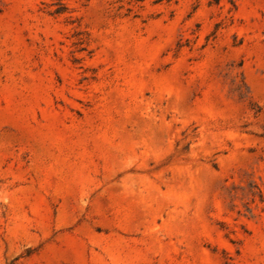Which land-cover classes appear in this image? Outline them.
Instances as JSON below:
<instances>
[{"label":"rangeland","instance_id":"obj_1","mask_svg":"<svg viewBox=\"0 0 264 264\" xmlns=\"http://www.w3.org/2000/svg\"><path fill=\"white\" fill-rule=\"evenodd\" d=\"M0 0V264H264V0Z\"/></svg>","mask_w":264,"mask_h":264},{"label":"trees","instance_id":"obj_2","mask_svg":"<svg viewBox=\"0 0 264 264\" xmlns=\"http://www.w3.org/2000/svg\"><path fill=\"white\" fill-rule=\"evenodd\" d=\"M140 2H144L146 0H138ZM154 4H162V3H165V2H171L172 0H152ZM58 5L60 7H58L56 10L54 11H49L50 14H63L67 11V7L66 5L62 2V0H60V2L58 3Z\"/></svg>","mask_w":264,"mask_h":264}]
</instances>
